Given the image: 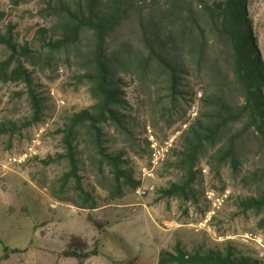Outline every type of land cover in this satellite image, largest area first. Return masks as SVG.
Segmentation results:
<instances>
[{
	"label": "trees",
	"instance_id": "obj_1",
	"mask_svg": "<svg viewBox=\"0 0 264 264\" xmlns=\"http://www.w3.org/2000/svg\"><path fill=\"white\" fill-rule=\"evenodd\" d=\"M7 1L12 9L35 2L38 8L30 14L43 25L23 42L18 22L8 20L0 32V84L22 83L30 107L22 121L0 123V133L43 120L48 102L34 81L35 72L60 66L72 70L92 101L62 117L56 132L63 153L40 161L45 167L66 162V170L50 182L53 198L63 201L60 195L71 193L77 207L91 211L99 207L97 189L107 206L134 191L140 183L130 154L148 153L146 121L139 128L137 115L147 112L151 127L160 122L169 128L188 103L186 96L198 88L202 107L172 149L170 167L178 179L160 192L198 202L202 158L218 177L228 169L234 183L250 193L241 205L262 213L258 225L264 229V62L246 15L247 0ZM4 17L0 10V19ZM128 86L141 89L133 90L134 105L123 90ZM114 134L127 146L115 147ZM88 220L100 232L108 225ZM1 244L0 260L18 251ZM98 254L97 244L90 249L77 237L62 252L79 263ZM157 264L262 262L227 242L224 251L192 254L177 245L174 254L161 251Z\"/></svg>",
	"mask_w": 264,
	"mask_h": 264
},
{
	"label": "rangeland",
	"instance_id": "obj_2",
	"mask_svg": "<svg viewBox=\"0 0 264 264\" xmlns=\"http://www.w3.org/2000/svg\"><path fill=\"white\" fill-rule=\"evenodd\" d=\"M37 8L32 2L12 9L7 0H0V10L5 13L0 19V32H4L8 20L18 22L19 42L29 41L37 25H43L30 14ZM246 15L264 62V0H247ZM33 77L47 96L43 120L15 133H0V241L18 250L0 264H157L161 251L174 254L177 245L192 254L196 250L224 251L227 242L264 264V229L258 225L262 213L241 205L250 193L234 183L228 169L220 170L218 177L201 158L196 185L201 195L196 203L166 198L160 192L178 179V173L170 167L174 160L172 149L177 148L179 136L202 107L198 88L186 96L188 103L169 128L160 122L156 128L151 127L147 112L137 115L139 128L146 121L143 137L148 147L147 154H130L140 185L109 206L104 205L103 192L97 189L99 207L89 211L77 207L71 193L60 195L66 200L59 201L49 192L50 182L66 170V162L46 167L40 162L63 153L61 135L56 130L64 115L92 104L87 87L77 83L73 71L63 66L35 72ZM123 90L134 105L133 90L141 89L128 86ZM29 113L24 85L0 84V123H18ZM114 137L115 147L127 146L120 141L123 138L117 134ZM208 192L226 196L209 219L212 207ZM88 217L108 225L100 232ZM72 237L82 239L90 249L97 244L99 254L82 263L64 257L62 252Z\"/></svg>",
	"mask_w": 264,
	"mask_h": 264
},
{
	"label": "built area",
	"instance_id": "obj_3",
	"mask_svg": "<svg viewBox=\"0 0 264 264\" xmlns=\"http://www.w3.org/2000/svg\"><path fill=\"white\" fill-rule=\"evenodd\" d=\"M225 197H222V198L221 197H216V196H214V194L212 192H208L207 193V198L211 201V207H212V211L208 213L207 219H209L214 214L215 210H217L221 206V204L223 202V199ZM72 211L74 213H77L76 209H72Z\"/></svg>",
	"mask_w": 264,
	"mask_h": 264
}]
</instances>
